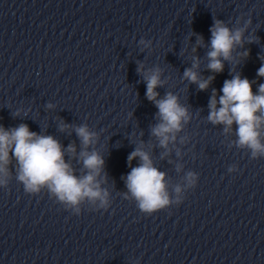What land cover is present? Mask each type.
Here are the masks:
<instances>
[{
    "label": "water",
    "instance_id": "obj_1",
    "mask_svg": "<svg viewBox=\"0 0 264 264\" xmlns=\"http://www.w3.org/2000/svg\"><path fill=\"white\" fill-rule=\"evenodd\" d=\"M215 19L233 30L251 20L243 45L233 49L235 59L225 60L219 73L207 68ZM197 34L204 38L202 46ZM245 50L247 57L240 55ZM193 57H199L195 70L202 79L215 76L207 89L183 75ZM262 58L264 0H0V125L11 129L24 123L53 136L78 177L88 170L75 129L87 125L97 135L86 150L103 158L96 179L109 193L106 207L87 199L66 205L47 188L27 193L10 152L11 175L0 174L7 181L0 184V264L122 262L239 147L235 123L225 132V125L208 120L209 99L213 89L219 99L224 81L237 73L252 81L257 93L264 83L257 75ZM156 68L164 81L155 89L157 99L173 93L190 116L167 148L152 135L159 110L145 95V75ZM70 144L75 153L68 151ZM137 147L165 173L171 201L151 214L139 209L125 184L141 163L139 157L128 162Z\"/></svg>",
    "mask_w": 264,
    "mask_h": 264
},
{
    "label": "clouds",
    "instance_id": "obj_2",
    "mask_svg": "<svg viewBox=\"0 0 264 264\" xmlns=\"http://www.w3.org/2000/svg\"><path fill=\"white\" fill-rule=\"evenodd\" d=\"M250 23L251 20H248L244 27L233 30L223 21L214 20L210 28L211 50L207 52L209 70L213 73L222 72L224 61L235 59L232 55L233 49L236 45H243L244 32ZM254 39L249 37L248 42L252 43ZM196 43L200 46L204 44L202 35L197 34ZM193 51L196 49L193 48ZM249 54L250 50H245L240 55L247 57ZM199 64V57H193L192 67L185 69L183 75L189 81L197 83L199 89L204 90L215 76L210 75L207 79H202L195 70L199 68ZM137 70L141 71V68ZM257 75L264 77V64L257 70ZM160 76L159 68L145 75L147 81L145 95L155 102L159 110L160 123L152 128V135L159 139L161 147L167 148L169 141H174L175 134L181 131L182 122H187L190 116L188 109L178 102V97L173 93L168 92L163 98L157 99L159 93L155 89L164 83ZM252 83L247 77L242 78L237 73L224 81L219 99L217 90L213 89L208 103L210 111L207 118L214 124L225 125V132L231 131L235 123L238 137L236 143L240 147L250 148L252 156L257 157L264 155V144L260 141V128L264 125V83L259 84L257 93L253 92ZM61 127L69 126L62 124ZM75 131L85 146L80 156L84 168L88 171L83 176L75 175L74 170L65 162L64 152L58 140L51 135H39L30 131L28 125L24 123L11 129H5L0 125V174L11 175L8 165L14 156L18 164L17 179L23 183L27 193H39L43 188H47L50 194L66 205L76 206L87 199L92 202L99 200L101 206L106 207L109 193L100 187V182L96 179L102 170L104 160L98 152L86 150L87 146L94 142L93 138L97 134L89 131L87 125L78 126ZM68 151L75 153V145L70 144ZM136 157L140 158L141 163L132 167L126 176L128 193L136 199L139 209L143 212L151 214L164 209L171 202L166 190L165 173L153 166L150 154L143 147H137L129 154V164ZM192 177L193 173H188L189 183L194 182ZM5 183L6 180L0 179V184ZM176 191L179 192L180 188L177 187ZM125 195L127 196V193Z\"/></svg>",
    "mask_w": 264,
    "mask_h": 264
}]
</instances>
